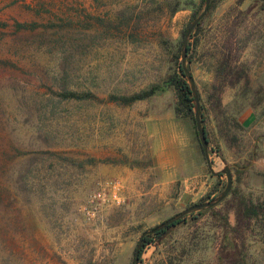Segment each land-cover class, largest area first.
Returning a JSON list of instances; mask_svg holds the SVG:
<instances>
[{
	"label": "rangeland",
	"instance_id": "374dc122",
	"mask_svg": "<svg viewBox=\"0 0 264 264\" xmlns=\"http://www.w3.org/2000/svg\"><path fill=\"white\" fill-rule=\"evenodd\" d=\"M203 7L202 0H0V264H134L142 233L221 194L226 176L210 178L194 112L176 116L169 80ZM233 26L245 48L252 44L240 59L249 82L224 89L218 106L212 84ZM194 31L186 67L211 168L229 166L232 188L264 202V168L254 167L264 164V1L214 0ZM152 87L148 98L121 102ZM251 107L257 123L244 128L237 119ZM103 189L120 203L87 215L89 197ZM224 217L235 225L222 201L147 235L138 264H227L224 238L234 234L220 225ZM244 253L247 264H264V218L251 221Z\"/></svg>",
	"mask_w": 264,
	"mask_h": 264
},
{
	"label": "trees",
	"instance_id": "16d2710c",
	"mask_svg": "<svg viewBox=\"0 0 264 264\" xmlns=\"http://www.w3.org/2000/svg\"><path fill=\"white\" fill-rule=\"evenodd\" d=\"M203 1L204 0H202V2ZM240 2H242V0H239V3ZM213 4L214 0H211L209 10L213 7ZM198 29L199 25L195 28L194 32L196 33ZM228 32L229 33L218 52L219 57L215 69L214 83L212 84V96L218 106H220L221 93L224 91V89L234 88L239 84L248 85L249 82L247 67L240 61L242 51L246 46V42L238 38L234 26L233 28L230 27ZM196 44V39L193 43L188 42L187 54L190 52L191 47H194V45ZM178 64V73H174V75L170 76L169 79L171 82V86H173L177 95V103L174 112L176 116L192 118L194 112L193 98L186 81L180 78L185 77V74L182 71L181 64ZM156 89V87H152L148 91L134 94L128 98H122L121 102L132 103L148 98L154 94ZM204 133L208 141L205 130ZM236 171H238V169ZM239 179L240 178H237V180ZM223 204L226 205L227 210H234L235 225L229 227L227 218L224 217L221 219L224 220V222L220 223V225L224 226L225 228H229L230 232L234 234L233 241H230L228 238H224V240L226 241V245H223L224 249L222 250V252H224L227 264H247L245 260L246 255L244 253L245 232L251 227V221L261 220L262 218H264V202H253L251 199L243 197L236 188H231L229 195L223 200ZM179 222L180 221L175 222V224ZM145 240L146 238L143 239V242ZM229 246H232L233 249V251L230 253L225 249Z\"/></svg>",
	"mask_w": 264,
	"mask_h": 264
},
{
	"label": "water",
	"instance_id": "95a60500",
	"mask_svg": "<svg viewBox=\"0 0 264 264\" xmlns=\"http://www.w3.org/2000/svg\"><path fill=\"white\" fill-rule=\"evenodd\" d=\"M210 2H211V0H204V7H203L201 13L193 19V21L190 23L188 29L184 33L182 44H181L180 60H181L182 71L185 74V77L188 80V83L190 86V91H191L193 102H194L195 128H196L198 140H199L201 149L203 151V155H204L207 167L213 176L217 177L221 174H224L226 176V185H225L223 191L221 192V194L217 198H215L213 201L204 202V203H200V204H194V205L188 207L187 209L183 210L182 212L178 213L177 215L171 217L170 219L165 221L159 227H156L150 231H146V232L142 233V235L138 239V242H137V245L135 248L134 264H138L139 255H140V248H141L143 239L147 235L154 234L156 232L163 230L165 227L173 225L175 222L179 221L184 216H186L187 214H189L193 211H199L202 209L212 208V207L217 206L219 203H221L229 195L231 188H232V176H231V169L229 166H224V168L222 170L217 171V172H214L211 168V162L209 161V157H208V141L205 137L204 128H203L202 122H201L199 97H198V94H197V91L195 88L193 78H192L189 70L186 67L187 46H188L189 39H190L193 31L195 30V28L199 25V23L202 21V19L205 17L207 12L209 11Z\"/></svg>",
	"mask_w": 264,
	"mask_h": 264
},
{
	"label": "crops",
	"instance_id": "0c3cea01",
	"mask_svg": "<svg viewBox=\"0 0 264 264\" xmlns=\"http://www.w3.org/2000/svg\"><path fill=\"white\" fill-rule=\"evenodd\" d=\"M251 43H249L248 45H247V47L245 48V50L246 49H248V47H251ZM244 54V53H243ZM244 58V57H243ZM255 108L256 107H251V108H249V109H247V110H245L243 113H242V115H240L239 117H238V123H240L241 125H242V127H244V128H248V127H250L253 123H257V119H258V117H257V113H256V110H255ZM220 157H221V159L225 162V160H224V158L220 155ZM222 164V163H221ZM162 166V168L163 169H166V168H168L167 167V164H166V161H164V163H163V165H161ZM254 167H255V170H260V169H263L264 168V164H261L260 163V161L258 160L257 161V163L254 165ZM172 168H173V171L174 172H171V173H169V175H168V177H167V180H168V182H170V183H172V182H174L175 180H177V173L175 172V170H176V167H175V164H171L170 163V166H169V170L170 171H172ZM220 168V167H219ZM221 168H223V167H221ZM220 168V169H221ZM216 169V168H215ZM220 169H219V171H220ZM217 170V169H216ZM192 176H195V175H189V174H186V180H188L190 177L191 178H193ZM202 176H204V174L202 175ZM201 176V177H202ZM254 177V176H253ZM212 180H215V179H218V177H215V176H211L210 177ZM206 180H208V179H206ZM205 180V181H206ZM252 180H254V179H252ZM206 183V182H205Z\"/></svg>",
	"mask_w": 264,
	"mask_h": 264
},
{
	"label": "built area",
	"instance_id": "2783aa9c",
	"mask_svg": "<svg viewBox=\"0 0 264 264\" xmlns=\"http://www.w3.org/2000/svg\"><path fill=\"white\" fill-rule=\"evenodd\" d=\"M119 204L120 200L118 199L117 195L114 193L112 195H108L105 189L93 193L88 200L87 206L84 208V212L87 215H94L98 212V208L103 205L108 204Z\"/></svg>",
	"mask_w": 264,
	"mask_h": 264
},
{
	"label": "bare ground",
	"instance_id": "6f19581e",
	"mask_svg": "<svg viewBox=\"0 0 264 264\" xmlns=\"http://www.w3.org/2000/svg\"><path fill=\"white\" fill-rule=\"evenodd\" d=\"M222 169V168H221Z\"/></svg>",
	"mask_w": 264,
	"mask_h": 264
}]
</instances>
